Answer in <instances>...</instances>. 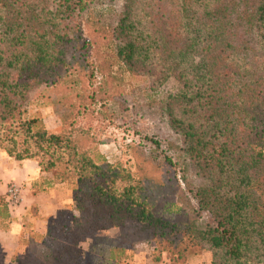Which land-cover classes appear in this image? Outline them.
Wrapping results in <instances>:
<instances>
[{"label": "trees", "instance_id": "1", "mask_svg": "<svg viewBox=\"0 0 264 264\" xmlns=\"http://www.w3.org/2000/svg\"><path fill=\"white\" fill-rule=\"evenodd\" d=\"M113 1L0 0V148L74 177L78 210L11 260L78 264L82 236L117 225L118 238H94V260L119 264L129 244L149 238L178 263L206 249L210 264H264V0H120L109 23L88 18ZM115 62L148 77V89L170 76L181 83L158 109L174 137L138 177L94 160L89 132L71 118L76 100L119 93ZM43 84L62 90L58 131L25 115ZM162 188L173 193L166 216L152 206ZM10 223L0 195V228Z\"/></svg>", "mask_w": 264, "mask_h": 264}, {"label": "rangeland", "instance_id": "2", "mask_svg": "<svg viewBox=\"0 0 264 264\" xmlns=\"http://www.w3.org/2000/svg\"><path fill=\"white\" fill-rule=\"evenodd\" d=\"M119 3L120 0L110 4L96 3L88 18H100L101 22L109 23L116 16ZM83 24L86 32L92 31L90 26ZM121 65L115 62L112 67L116 70L114 74L122 78L117 82L119 93L115 92L102 101L94 100L85 107L79 105V99L76 100L71 118L76 131L82 129L89 132L91 142L86 144L94 160L105 159L113 169L127 171L131 176L138 177L141 165L152 160L157 162L159 157L154 158L155 154L166 148V142L174 137L166 121L158 116V109L162 107V97L167 92L177 90L181 83L170 76L148 89V77L129 74ZM56 88L44 84L34 88L25 104V115L39 117L44 127L52 131L63 127L60 115L65 111L60 101L62 90ZM150 137L158 139L160 146L156 147ZM1 173H10L18 180L3 181L0 176V195L6 200V189L9 183L14 182L19 186L20 199L15 205H8L6 201L11 223L7 230L0 228V264H17L11 260L13 256L24 257L28 252V244L33 245L34 240H41L47 229L70 224L77 215L75 178L64 177L61 180L55 170L40 169L36 160L14 159L0 148ZM181 187L184 188V185L181 184ZM174 193L177 195L176 191ZM172 195L168 188L157 192L156 200L152 201L155 214L166 216L160 210L161 205L163 201L173 199ZM188 196L191 203H195L189 193ZM208 217L207 211L202 210L198 222L203 223ZM119 235L120 228L117 225L90 230L79 241L81 258L78 264H107L94 260L90 246L95 237L116 239ZM211 258V251L197 249L186 260L178 263L155 240L143 238L126 247L119 264H210Z\"/></svg>", "mask_w": 264, "mask_h": 264}, {"label": "built area", "instance_id": "3", "mask_svg": "<svg viewBox=\"0 0 264 264\" xmlns=\"http://www.w3.org/2000/svg\"><path fill=\"white\" fill-rule=\"evenodd\" d=\"M19 199H20L19 186L16 185V183L14 182L9 183L6 189V201L8 202V205H15L16 203H18Z\"/></svg>", "mask_w": 264, "mask_h": 264}, {"label": "crops", "instance_id": "4", "mask_svg": "<svg viewBox=\"0 0 264 264\" xmlns=\"http://www.w3.org/2000/svg\"><path fill=\"white\" fill-rule=\"evenodd\" d=\"M0 176H2V180H6V181H11V180H18V179H15V177L10 174V173H1ZM25 176H27V173L25 174ZM13 232V231H11Z\"/></svg>", "mask_w": 264, "mask_h": 264}]
</instances>
